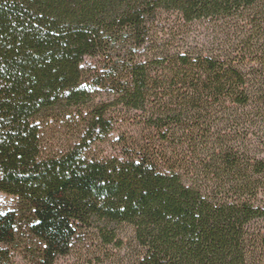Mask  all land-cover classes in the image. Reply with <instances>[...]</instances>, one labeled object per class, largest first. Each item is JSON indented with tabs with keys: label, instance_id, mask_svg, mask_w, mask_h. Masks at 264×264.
<instances>
[{
	"label": "trees",
	"instance_id": "obj_1",
	"mask_svg": "<svg viewBox=\"0 0 264 264\" xmlns=\"http://www.w3.org/2000/svg\"><path fill=\"white\" fill-rule=\"evenodd\" d=\"M113 105L159 144L87 157ZM68 109L84 132L43 156L40 119ZM0 190L20 202L0 264L23 248L56 264L80 229L120 244L124 226L133 264H264V0H0Z\"/></svg>",
	"mask_w": 264,
	"mask_h": 264
},
{
	"label": "rangeland",
	"instance_id": "obj_2",
	"mask_svg": "<svg viewBox=\"0 0 264 264\" xmlns=\"http://www.w3.org/2000/svg\"><path fill=\"white\" fill-rule=\"evenodd\" d=\"M158 25V36L168 41L175 34L172 30L173 17L165 14ZM86 75H100L104 70V63L100 57L86 56L82 64ZM96 101L112 99L109 88L95 87ZM72 114H64L56 110L49 116L40 119V132L43 145V156H51L67 151L74 146L84 132L83 118L76 113V109H68ZM113 116L112 131L100 140L93 141L86 149L85 155L91 159H107L113 156L124 157L126 149L132 145H154L156 142L153 130L144 129L138 123L139 113L127 110L121 105L111 107ZM85 115L86 112L83 111ZM159 144V143H158ZM133 145V146H134ZM162 166H167L162 163ZM185 172V171H184ZM184 175L186 182L195 178L193 174ZM19 198L0 190V212L15 210L19 207ZM123 238L120 244H106L92 230L80 229L73 240L72 249L66 256L60 257L56 264H133L135 258L134 242L130 239L132 230L124 226L120 233ZM11 264H38V261L28 252V249L12 251Z\"/></svg>",
	"mask_w": 264,
	"mask_h": 264
}]
</instances>
